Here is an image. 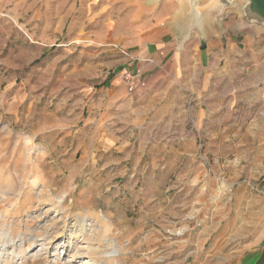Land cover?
<instances>
[{
    "label": "rangeland",
    "instance_id": "rangeland-1",
    "mask_svg": "<svg viewBox=\"0 0 264 264\" xmlns=\"http://www.w3.org/2000/svg\"><path fill=\"white\" fill-rule=\"evenodd\" d=\"M216 1L194 26L181 0H0L3 259L108 264L107 236L115 264H235L264 235V29Z\"/></svg>",
    "mask_w": 264,
    "mask_h": 264
},
{
    "label": "water",
    "instance_id": "water-1",
    "mask_svg": "<svg viewBox=\"0 0 264 264\" xmlns=\"http://www.w3.org/2000/svg\"><path fill=\"white\" fill-rule=\"evenodd\" d=\"M201 0H181L179 5L180 11L188 8L189 20L194 26H199L201 23V15L197 9L198 3ZM237 10L241 13L240 31H250L252 27L264 29V0H243L239 5L237 0H217L211 7L210 12L217 18L222 17L229 11Z\"/></svg>",
    "mask_w": 264,
    "mask_h": 264
},
{
    "label": "crops",
    "instance_id": "crops-1",
    "mask_svg": "<svg viewBox=\"0 0 264 264\" xmlns=\"http://www.w3.org/2000/svg\"><path fill=\"white\" fill-rule=\"evenodd\" d=\"M124 89L127 93L126 88L119 87L115 90V95L122 96ZM235 264H264V235L258 240L255 245H252L246 251L245 255L241 256Z\"/></svg>",
    "mask_w": 264,
    "mask_h": 264
},
{
    "label": "bare ground",
    "instance_id": "bare-ground-1",
    "mask_svg": "<svg viewBox=\"0 0 264 264\" xmlns=\"http://www.w3.org/2000/svg\"><path fill=\"white\" fill-rule=\"evenodd\" d=\"M81 227L83 229V225L81 224ZM85 236V235H84ZM88 239V238H87ZM0 245L4 246V245H10V247L13 249L15 247V244L13 242V240L9 237V235H7L6 233H2L0 235ZM69 245L71 246V243H69ZM92 248L91 245H87L86 249L87 252L89 253V249ZM11 249V250H12ZM24 252V246L20 243L18 244V246L16 247V250L13 251V255L14 256H19ZM97 253V252H95ZM90 254V253H89ZM102 255V254H101ZM0 264H14V257L13 256H9L5 259H3V256H1V251H0ZM96 264V263H94Z\"/></svg>",
    "mask_w": 264,
    "mask_h": 264
},
{
    "label": "clouds",
    "instance_id": "clouds-1",
    "mask_svg": "<svg viewBox=\"0 0 264 264\" xmlns=\"http://www.w3.org/2000/svg\"><path fill=\"white\" fill-rule=\"evenodd\" d=\"M102 241H103V243L105 245L108 246V250L103 252V260L105 262H108V264H115L116 257L119 254V248H118L116 242L114 240L108 239L107 236L103 237ZM89 251H90V254H93V258H94V261H95L96 249L95 248H90Z\"/></svg>",
    "mask_w": 264,
    "mask_h": 264
},
{
    "label": "built area",
    "instance_id": "built-area-1",
    "mask_svg": "<svg viewBox=\"0 0 264 264\" xmlns=\"http://www.w3.org/2000/svg\"><path fill=\"white\" fill-rule=\"evenodd\" d=\"M137 77H138V73L132 75L131 74L123 75L124 85L128 93H133L136 90L138 83Z\"/></svg>",
    "mask_w": 264,
    "mask_h": 264
}]
</instances>
